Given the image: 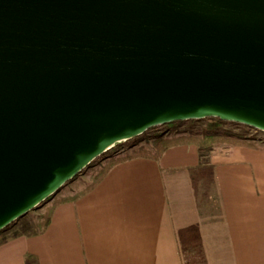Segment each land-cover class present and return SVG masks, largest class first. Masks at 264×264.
<instances>
[{
	"label": "water",
	"instance_id": "water-1",
	"mask_svg": "<svg viewBox=\"0 0 264 264\" xmlns=\"http://www.w3.org/2000/svg\"><path fill=\"white\" fill-rule=\"evenodd\" d=\"M264 132V0H0V231L119 143Z\"/></svg>",
	"mask_w": 264,
	"mask_h": 264
},
{
	"label": "crops",
	"instance_id": "crops-1",
	"mask_svg": "<svg viewBox=\"0 0 264 264\" xmlns=\"http://www.w3.org/2000/svg\"><path fill=\"white\" fill-rule=\"evenodd\" d=\"M58 192L50 210L44 201L0 231V264H264L256 138L174 145L115 164L74 196Z\"/></svg>",
	"mask_w": 264,
	"mask_h": 264
},
{
	"label": "rangeland",
	"instance_id": "rangeland-1",
	"mask_svg": "<svg viewBox=\"0 0 264 264\" xmlns=\"http://www.w3.org/2000/svg\"><path fill=\"white\" fill-rule=\"evenodd\" d=\"M208 122L209 120L207 118H204L199 119L192 124H188L187 122H185L179 128L161 125L151 129L147 134L141 135L136 141H125L124 144L118 147V151H116V149L108 150L103 155L98 157L91 166H88L86 169H84L82 173H80L76 178H74L72 181H69L58 192L60 193V195L58 194V197L66 198L74 196L81 190L89 187L93 183L96 174L105 167V165L111 160V158L117 156L118 154H123L140 145H145L149 149L155 148L156 138L160 134H164V136L167 138L176 137L182 134H195L201 136L209 142H213L212 140L217 141V139L219 138H226V136H237L242 138L247 136L248 139L256 138L258 139V141L264 142V132L260 130L256 131L255 128L243 127L242 125L233 122H225L221 125V129H219L218 131L208 132L205 130V126L208 124ZM53 203L54 202L46 201L45 207L47 206V208L49 209L51 208Z\"/></svg>",
	"mask_w": 264,
	"mask_h": 264
},
{
	"label": "trees",
	"instance_id": "trees-1",
	"mask_svg": "<svg viewBox=\"0 0 264 264\" xmlns=\"http://www.w3.org/2000/svg\"><path fill=\"white\" fill-rule=\"evenodd\" d=\"M207 119L209 120V122L205 126V130L208 132L218 131L219 129H221V125L226 122V121H223L220 118H216V117H209ZM196 121H197L196 119L187 120V121H175V122H171V123L167 124V126L173 127V128H179L185 122H187L188 124H192ZM237 124H239V123H237ZM239 125H242L243 127H249V126H246L243 124H239ZM154 128H156V127H154ZM150 130L146 131L142 135L147 134ZM139 137L133 138L131 140L136 141L139 139ZM223 139L224 138H219V139H217V141L223 140ZM127 141H129V140H127ZM212 141H214V140H212ZM189 142L197 143V144L202 145V146H208L210 144V142L208 140H205L201 136H198L195 134H189V135L182 134V135L172 137V138H167L164 136V134H160L156 138V145H155V148H153V149H149L145 145H140L138 147L132 148V150H130V151H127L123 154L120 153L117 156L111 158V160L105 165V167L102 168L101 171L96 174L92 185H95L96 183H98L115 164H117L121 161L130 159V158H134V157H139V156H147V157H153V158L158 159L165 152V150L168 149L169 147L174 146V145H178V144L189 143ZM122 144H124V142L117 144L112 149H116V151H118L119 150L118 147L121 146ZM92 164L93 163H91L90 166ZM30 259H31V256L29 255L28 256L29 264H33L32 263L33 258L31 260ZM30 261H31V263H30Z\"/></svg>",
	"mask_w": 264,
	"mask_h": 264
},
{
	"label": "built area",
	"instance_id": "built-area-1",
	"mask_svg": "<svg viewBox=\"0 0 264 264\" xmlns=\"http://www.w3.org/2000/svg\"><path fill=\"white\" fill-rule=\"evenodd\" d=\"M256 131H258V130L256 129Z\"/></svg>",
	"mask_w": 264,
	"mask_h": 264
}]
</instances>
